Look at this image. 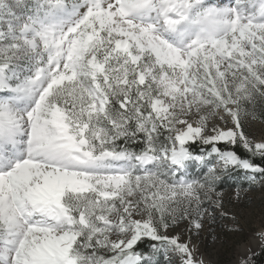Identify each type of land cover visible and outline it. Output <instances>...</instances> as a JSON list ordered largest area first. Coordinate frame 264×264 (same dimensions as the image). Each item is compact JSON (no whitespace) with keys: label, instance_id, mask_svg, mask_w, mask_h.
I'll return each instance as SVG.
<instances>
[{"label":"snow or ice","instance_id":"6c2138e0","mask_svg":"<svg viewBox=\"0 0 264 264\" xmlns=\"http://www.w3.org/2000/svg\"><path fill=\"white\" fill-rule=\"evenodd\" d=\"M257 121L264 0H0V264H206Z\"/></svg>","mask_w":264,"mask_h":264},{"label":"rangeland","instance_id":"374dc122","mask_svg":"<svg viewBox=\"0 0 264 264\" xmlns=\"http://www.w3.org/2000/svg\"><path fill=\"white\" fill-rule=\"evenodd\" d=\"M250 134L259 138L264 135V123L260 121L254 122L249 126ZM225 200L232 198V188L229 184H225ZM233 210L240 212V225L242 231L234 237H229V242L224 243L217 241L215 244L203 238L193 237V243L199 239V253L202 255L206 264H236L238 256L243 251L242 244L251 246V253L254 255L259 253L261 244L256 233L264 230V192L260 189H253L249 193V201L246 207L241 210V206H230ZM253 256V255H252Z\"/></svg>","mask_w":264,"mask_h":264},{"label":"trees","instance_id":"16d2710c","mask_svg":"<svg viewBox=\"0 0 264 264\" xmlns=\"http://www.w3.org/2000/svg\"><path fill=\"white\" fill-rule=\"evenodd\" d=\"M252 264H264V249L252 256Z\"/></svg>","mask_w":264,"mask_h":264},{"label":"bare ground","instance_id":"6f19581e","mask_svg":"<svg viewBox=\"0 0 264 264\" xmlns=\"http://www.w3.org/2000/svg\"><path fill=\"white\" fill-rule=\"evenodd\" d=\"M252 251V250H251Z\"/></svg>","mask_w":264,"mask_h":264}]
</instances>
